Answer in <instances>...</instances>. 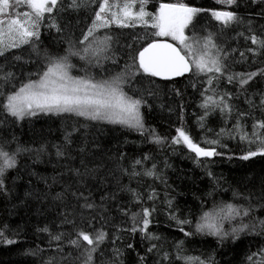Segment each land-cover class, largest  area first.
<instances>
[{
	"label": "trees",
	"instance_id": "trees-1",
	"mask_svg": "<svg viewBox=\"0 0 264 264\" xmlns=\"http://www.w3.org/2000/svg\"><path fill=\"white\" fill-rule=\"evenodd\" d=\"M84 2L86 6L79 10L57 11L61 32L46 27L41 29L39 46L42 52L63 54L67 47L65 41L79 39L82 31L87 30L99 7V0ZM161 2L176 0H147L146 10L154 11ZM182 2L205 9L194 18L195 32L212 34L216 44L228 53L225 58L228 72L214 80L211 88L217 95L230 94L231 115L225 113L222 116L219 109H215L202 121L199 119L204 115V109L200 107L201 93L209 86L205 84L203 74L193 73L173 80L131 77L133 83L124 85L129 95L142 96L146 101L141 106L146 129L143 135L120 124L93 121L68 113L39 114L17 123L0 112V142L15 136L20 143L33 149L41 145L45 148L38 156L35 151L19 156L17 167L9 170L6 191H0V231L15 241L7 245L0 242V264H47L50 260L53 264H72L76 250L67 241L75 235L74 229L81 228L87 232L101 229L106 233L101 245L103 254H94L96 264L109 259L113 248L121 250L122 264H140L141 257L144 258L143 264H182L176 261L173 249L183 235L175 221L169 218L170 213L191 220V225H184L187 231L194 230L201 206L203 211H209L214 202H235L232 190L252 192L257 198L254 204L260 203L264 156L241 160L240 156L249 145L240 141L233 125L239 113L245 112L248 115L241 118V126L251 134L253 123L264 120V109L259 106L260 94L264 93V48L253 45L250 39L253 34L264 39V0H256L255 4L252 0H234L232 5L217 3V0ZM135 10H138V4ZM212 10L232 11L237 19L226 25L211 15ZM144 31L139 25L121 28L115 24L101 30V34L108 33L113 37L109 55L115 63L112 59L102 61V67L89 66L88 73L97 79L119 73L126 63H130L129 56L135 54V49L145 43L144 40L138 43L133 40L134 36H143ZM129 44L133 45L132 50ZM249 48L255 49V53L248 51ZM13 55H21L20 50L12 49L0 56V67L13 71L18 85L25 74L35 71L36 66L15 61ZM23 55L27 60L26 51ZM71 62L76 65L73 75L85 74L78 71L85 66L78 57H72ZM251 72H257V75L242 90L238 82L229 83L226 78L231 73ZM149 80L155 82L149 83ZM149 92L152 95H148ZM206 94L213 95L211 91ZM246 99L252 101L251 105L245 103ZM177 128L185 131L198 146L215 147L222 155L201 157L202 163H194L195 153L182 141L172 143ZM222 128L232 130L235 138L228 134L218 137ZM152 130L162 138L161 143L150 139ZM213 139H219L226 147L205 142ZM57 147L63 152L60 157L56 156ZM145 155L150 158L143 161L142 166H135L139 175L133 176L134 161ZM152 165H156L154 171L158 178L144 175V170ZM132 189L142 202H136ZM214 189L213 196H209ZM151 192L155 195L150 200L148 194ZM84 197L93 208L81 207L85 203ZM145 207L151 212L146 231L159 239L149 241L142 238L139 231H129L131 215L137 212L142 215ZM253 217L257 221L264 219V208L257 206L245 222L251 223ZM224 227L228 228L227 222ZM44 228L48 231H42ZM59 234H63L60 241L51 239ZM128 244L132 245L131 249ZM150 245L156 246L152 252L147 251ZM262 246L264 235L251 231L236 241L227 238L223 243H219L217 237L196 235L187 238L184 254L201 257L213 254L216 264H247L246 257ZM32 251L36 254H30ZM164 252L171 254L170 261L163 260Z\"/></svg>",
	"mask_w": 264,
	"mask_h": 264
},
{
	"label": "snow or ice",
	"instance_id": "snow-or-ice-1",
	"mask_svg": "<svg viewBox=\"0 0 264 264\" xmlns=\"http://www.w3.org/2000/svg\"><path fill=\"white\" fill-rule=\"evenodd\" d=\"M217 3L232 5L234 0H217ZM255 4L256 0H252ZM138 4V10H135ZM147 0H124L121 4L119 0H99V7L95 10L92 22L86 31H82L79 39L69 38L65 41L67 47L63 54L52 55L47 50L42 52L39 44L41 40V29L46 27L54 29L58 33L61 28L56 18L57 11L79 10L85 7L84 0H0V56L12 49H18L21 55H13L15 61L33 63L36 66L34 72L25 74L24 78L15 83L17 76L13 71H5L0 67V112L11 117L15 122L26 118L36 117L39 114H73L93 121H107L113 124H120L133 130L140 131L143 135L146 131L141 106L146 103L142 96L134 97L125 91L124 85L132 84L131 77L160 78L162 80H172L175 77H182L186 73L203 74L206 77L205 84L209 87L201 93L203 100L200 107L204 109V115L199 119L202 121L209 112L219 109L223 116H229L233 111L230 103V94H216V90L211 88L214 80H219L228 72L225 58L228 53L223 51L215 42L212 34L199 35L194 30V18L205 9L189 6L182 0L176 2H161L154 11L146 10ZM21 9H24L21 11ZM211 15L224 24H228L237 19L232 11L212 10ZM115 24L118 27L135 28L137 25L144 28L143 36H134L137 43L144 40L145 43L135 49V54L129 56L130 63H126L121 71L107 78L97 79L88 73L89 66L102 67V61L112 59L109 53L113 37L108 33L101 34V30L109 28ZM191 31L192 34H186ZM247 39V37H246ZM253 45L264 48V39L258 38L255 34L251 37ZM132 50L133 45H128ZM27 52V60L24 59V52ZM235 51V50H233ZM248 51L255 53V49ZM244 56V53H241ZM72 57H78L84 63V67L78 71L84 75H73L72 70L76 65L71 62ZM35 58V59H33ZM260 70L258 69L257 72ZM251 73H231L227 75V81L238 82L242 90L257 75ZM264 74V73H262ZM149 83L155 81L149 80ZM211 91L213 95H207ZM148 95H152L151 92ZM179 95V92H177ZM245 103L251 105L252 101L246 99ZM259 106L264 109V93L260 94ZM183 109H181V112ZM248 115L240 112L233 129L239 134L241 142H247L248 150L240 156L241 160H249L257 155L264 156V120H256L253 123L251 134L245 132L241 126V118ZM177 135L172 137V143L179 144L181 141L187 148L195 153L196 164L202 163L201 157L212 158L222 155L215 147L203 148L198 146L189 135L181 128L176 129ZM228 134L235 138L232 130L221 129L220 135ZM150 139L154 143H161L162 138L151 131ZM68 140V137H65ZM209 145L220 144L219 139L205 141ZM15 145V147H11ZM253 145L255 146L253 148ZM44 146L33 149L32 146L22 144L13 136L11 140L4 139L0 142V191L7 189V176L10 169L17 167L18 157L22 154L43 152ZM63 152L57 147L56 156L60 157ZM150 157L145 155L141 159L134 161L132 175H139L135 171V166L143 164V161ZM156 165L144 170L147 177H156L154 169ZM212 177V173H208ZM158 178V177H156ZM217 186L218 183H217ZM137 203L142 202L134 189L130 190ZM213 191L208 193L213 196ZM59 195V194H58ZM75 195V193H74ZM154 192L148 194V199H154ZM235 202H214L212 209L203 211L197 218L194 230H185L184 225H191V220L181 219L174 213L169 214V218L175 221L178 231L183 238L176 241L173 251L176 253V261L182 264H216L214 255L206 257L186 255L184 245L187 238L196 235H208L217 237L219 243L227 238L236 241L242 234L254 232L264 235V219L256 220L253 217L251 223L245 220L252 216L257 206L264 208V183L261 185V192L258 200L259 204H254L257 198L254 193H241L232 190ZM81 207L93 208V204L87 202ZM103 199V197H102ZM242 201V202H241ZM171 206V201L167 202ZM127 215V211L125 210ZM150 210L145 207L142 215L137 212L130 217L132 227L129 231L135 233L139 231L142 238L149 241L159 239L151 232L146 231L150 224ZM225 222L228 228L225 229ZM42 231L47 232L44 228ZM75 235L68 239L67 243L76 250V255L72 264H96L94 254L101 252V245L106 238V233L101 229L94 232H87L84 229H74ZM63 234L52 236V240L60 241ZM0 242L3 244H13L14 240L8 238L4 231H0ZM129 249L132 248L128 244ZM59 248V246H58ZM155 245H150L148 252L154 251ZM113 255L107 260H101L100 264H122V252L118 248H113ZM30 254L35 255V251ZM103 254V253H102ZM163 260L170 261L171 254L163 253ZM144 258H140L143 264ZM247 264H264V246L246 257ZM47 264H53L50 260Z\"/></svg>",
	"mask_w": 264,
	"mask_h": 264
},
{
	"label": "water",
	"instance_id": "water-1",
	"mask_svg": "<svg viewBox=\"0 0 264 264\" xmlns=\"http://www.w3.org/2000/svg\"><path fill=\"white\" fill-rule=\"evenodd\" d=\"M187 74H188V73H186L185 75H187ZM185 75H184V76H185ZM182 77H183V76H182ZM176 78H180V77H175V78H173V79H176ZM156 79H158V80H162V79H160V78H156ZM173 79H172V80H173Z\"/></svg>",
	"mask_w": 264,
	"mask_h": 264
},
{
	"label": "rangeland",
	"instance_id": "rangeland-1",
	"mask_svg": "<svg viewBox=\"0 0 264 264\" xmlns=\"http://www.w3.org/2000/svg\"><path fill=\"white\" fill-rule=\"evenodd\" d=\"M110 2H111V0H110ZM119 2L122 4L124 2V0H119ZM148 11H152V10L148 9Z\"/></svg>",
	"mask_w": 264,
	"mask_h": 264
}]
</instances>
